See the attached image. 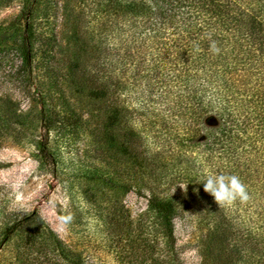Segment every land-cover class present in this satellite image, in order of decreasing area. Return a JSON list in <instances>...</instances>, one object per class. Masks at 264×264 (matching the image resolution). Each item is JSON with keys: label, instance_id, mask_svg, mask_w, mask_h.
<instances>
[{"label": "rangeland", "instance_id": "obj_1", "mask_svg": "<svg viewBox=\"0 0 264 264\" xmlns=\"http://www.w3.org/2000/svg\"><path fill=\"white\" fill-rule=\"evenodd\" d=\"M108 4L0 0V264H72L75 254L83 264H154L166 253L149 210L153 188L178 203L177 263L264 264L258 190H248L245 204L219 208L202 181L225 173L201 160L199 148L167 143L172 122L157 117L153 104L138 102L144 82L130 91L102 89L107 79L137 77L135 69L120 71L127 46ZM27 24L30 65L23 52ZM44 111L53 120L55 173L39 160ZM138 145L154 158L141 177ZM69 214L73 220L63 226L60 217ZM28 216L7 235L8 226Z\"/></svg>", "mask_w": 264, "mask_h": 264}, {"label": "trees", "instance_id": "obj_2", "mask_svg": "<svg viewBox=\"0 0 264 264\" xmlns=\"http://www.w3.org/2000/svg\"><path fill=\"white\" fill-rule=\"evenodd\" d=\"M108 5L117 37L127 46L120 71L124 75L135 69L137 77L107 79L102 89L113 84L130 91L144 82L138 102L148 108L153 104L157 117L172 122V129L166 125L167 143L174 142L180 150L199 148L201 160L212 161L216 172L236 175L249 191L258 190L264 221V0H109ZM30 28L27 24L23 40L26 65L33 48L27 37ZM209 34L219 54L210 51ZM51 123L52 115L44 111L38 149L41 167L55 173L57 158L48 135ZM140 145L133 153L141 177L153 169L154 158ZM148 204L156 230L165 238L166 254L153 258V263L179 264L173 220L177 201L153 188ZM28 219L8 226L7 235ZM75 255L72 264H83L82 256Z\"/></svg>", "mask_w": 264, "mask_h": 264}, {"label": "clouds", "instance_id": "obj_3", "mask_svg": "<svg viewBox=\"0 0 264 264\" xmlns=\"http://www.w3.org/2000/svg\"><path fill=\"white\" fill-rule=\"evenodd\" d=\"M207 38L211 41L210 51L214 55L219 54L220 48L216 41L211 40L210 34ZM202 182L204 192L213 197L219 208L232 206L237 201L245 204L251 198L247 186L236 175L207 174ZM180 187L187 193V185L181 184ZM72 220L73 217L70 214L60 217L63 226H67Z\"/></svg>", "mask_w": 264, "mask_h": 264}]
</instances>
